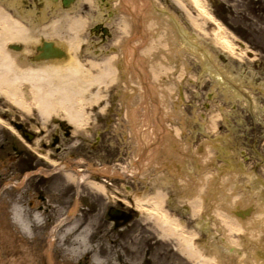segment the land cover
<instances>
[{"label": "bare ground", "instance_id": "obj_1", "mask_svg": "<svg viewBox=\"0 0 264 264\" xmlns=\"http://www.w3.org/2000/svg\"><path fill=\"white\" fill-rule=\"evenodd\" d=\"M0 1V95L2 97L26 113L31 108L35 109L43 120H47L51 115L60 111L59 114H61L56 115L58 118L80 126L85 118L80 105L95 106L104 98L102 91L106 87L104 86L106 80L108 82V78L114 73L110 61L113 59L112 56H117L116 54L121 50L123 56L119 58V63L122 62L123 69L127 73L130 71L131 75L136 78L135 81L139 84L137 92H140L139 103L132 108V111L127 112L130 121L129 134L135 133L134 161H130V168H127L126 164L127 169L123 171L113 172L114 170L105 166L92 170L102 175L132 176L149 185L154 193L146 195L147 193L142 192L147 199L136 200L137 206L149 207L151 215L153 210L159 214L151 218L154 221L157 220L161 229V237L169 242L174 240L179 251L178 255L186 257L193 264H264V238L259 236L260 238L258 237L256 241L248 239L251 234L264 235V203L258 205V202L254 201L253 211L248 217L242 219L231 213L234 206L242 209L244 202L249 200L248 196L242 197L245 191L238 183V176L245 172L244 166L242 168L239 159L234 158L235 156L231 155L222 145L209 155L210 152L204 145L197 149L196 146L192 147L189 143L190 138L186 139L185 148L179 146L178 143H183L180 129L176 125L170 126L165 120L177 114L182 124H185L184 117L178 111L177 106L174 107L176 109L173 106L171 109L168 103L161 100L164 97L159 96L160 82L154 85L161 72L169 68L172 62L171 56H166V58L161 56L156 58V61L151 59L153 41L164 43L170 40V37L166 38L169 33L165 32L164 38L158 34L160 25L166 22L174 31L171 32V36L177 40L176 43L180 42L181 48H190L195 52L201 68L205 69L209 75L211 74L216 86L223 87V92L227 97L232 87L235 96L239 93L243 96L244 89L241 80L227 66L222 70V66L216 61L214 55L212 57L207 55L200 45L199 36H195L199 42L192 41L188 30L179 23L177 15L167 6L158 5V0H114V6L122 11L116 22L119 24L121 20L120 31H123L124 27H128L129 24L132 28L130 33L133 36L127 39L124 46L121 45V47L119 43L120 49L115 46V50L109 51L110 55L101 57L100 61H97L99 53L107 55L102 48H97L98 53L92 59L83 61L77 57V52L79 32L85 24V19L76 13L71 14L75 4L73 6L70 4L67 8L62 7L60 0H40L38 2L40 6L35 8L34 5L25 6L24 1L26 0ZM81 1L92 2V0H79ZM171 1L182 10L190 23L201 27L200 23H196L199 22L198 19L189 15L183 0ZM187 1L192 3L200 14L202 13L214 23L215 29L212 32L214 44H220L222 50L229 55H234L232 53L237 46L234 45L233 39L228 36L221 22L209 13L204 0ZM110 2L111 0L103 1L102 4L99 2L100 9L105 11ZM5 5L10 9H5ZM12 9H16L19 15H11ZM154 15L157 18H154ZM27 17L33 18L34 21L26 19ZM25 19L26 22H24ZM155 22L159 25L153 28ZM161 30L164 31L165 28ZM39 38L56 39V43L60 42L59 48L67 52L66 59L42 57L31 60L32 46L39 41ZM15 42L22 43L18 52L11 48V44ZM162 47H166L165 43ZM215 50H218L217 47ZM201 54H204V57L200 58ZM186 66L184 62L183 69H186ZM182 74L179 73V76ZM172 87L170 84L161 85L162 93L164 94L165 90L168 93ZM224 89L229 90L228 94ZM179 105L183 106L184 103L179 102ZM253 105H255L254 101ZM100 108L103 110L102 107ZM187 119L190 121L189 117ZM205 119L206 117L199 118L197 121L206 123L208 129L215 127L214 120L205 121ZM133 136L130 137L133 138ZM211 155L212 159H209ZM203 157L207 158L202 163ZM217 159H220L218 162L225 160L226 163H219V172L215 168ZM160 163L162 171H159ZM151 167L157 169V175L153 178L148 174V169ZM180 175L183 179L179 181ZM64 176L66 179H73L71 173H64ZM78 178L82 179L86 176L80 175ZM176 183L178 184V197L186 202L184 213H188L190 219L194 220L195 228L185 229L183 225L179 227L180 218L173 217L167 210L165 212L161 206L167 196L162 186H171ZM239 185L241 187H238ZM35 214L37 212L32 214V220L36 223ZM24 216L28 221L25 213ZM256 218H259V221ZM28 223L30 224L29 221ZM244 223L248 227V232L239 233L237 236L239 240H235L234 234L240 232L238 224ZM17 225L20 227L18 223ZM72 226L76 227L74 222ZM57 227H52L48 234L47 248L44 250L47 264H55L52 260L51 247ZM84 227L73 233L74 237L70 238L67 253L68 255L69 252L79 255L84 252L85 255H89L91 252L92 262L98 264L100 258L96 252L91 251L92 247L90 248L91 244ZM21 230L28 233L30 227L21 228ZM199 232H209L217 236L213 235L212 239L203 240ZM245 234H247L246 237ZM243 237L247 238V241ZM218 238L220 242H217ZM23 254L17 255L18 258H16L20 264L23 262L37 264L33 254L29 253L32 257L28 256L25 250ZM163 264H183V262L170 259Z\"/></svg>", "mask_w": 264, "mask_h": 264}, {"label": "rangeland", "instance_id": "obj_2", "mask_svg": "<svg viewBox=\"0 0 264 264\" xmlns=\"http://www.w3.org/2000/svg\"><path fill=\"white\" fill-rule=\"evenodd\" d=\"M183 1L185 2V6L189 15L197 18L199 22L196 23H200L199 25L201 27L198 25L194 26L192 23H190L188 17L184 15L182 10L179 9L171 0H158V5L161 4L163 7L167 6L175 15H177L179 23L185 26V29L188 30V35L191 36L192 41L196 40V42H199L198 38H195V36H199L202 49L206 51L207 55L211 57L214 55L216 61H218L219 65L222 66V70L227 66V68H229L232 72H236L238 77L241 78V81L244 80L241 59L245 57L241 56L240 54H236V51H239V49L235 47L234 52L232 53L235 56L237 55L238 58H231L232 56H230L229 53L220 48V44L215 45L212 33L213 29H215L214 23L202 13L200 14V11L192 3L188 2L187 0ZM76 2H79V0H76ZM204 3L207 10L211 14L212 1L204 0ZM225 7L228 8L231 13V16L226 14L223 16L226 19V23L231 22L234 26L244 25L247 26V28L252 29L255 26L258 27L261 37L259 38L260 40H257L256 42L261 44V51L264 53V0H232L231 4H226ZM75 13L86 19L84 26L79 32L80 41L77 52V57L83 61L86 59L90 60L92 59L93 55H97L96 48H102V50L109 51V44H111V42L112 44H115L116 40H122V38H124V36L131 29V27L128 26L124 27L123 31H120L121 29L120 27H117V23L114 19L119 18L120 14L118 15V13H116V15L113 17L114 22L107 21V26H110V29L116 38L112 37L105 44H102L99 43L98 38L94 37L95 32H93L90 28L98 17L96 16L97 11L91 7L89 1L86 2V5L85 2L82 1L77 3L72 8L71 14ZM154 16V18H157L156 15ZM257 16H260V19ZM158 22H155L153 28L159 25ZM224 25L225 24H223V26ZM163 27L165 28L164 31L161 30ZM168 27V24L164 22V24L160 25L158 32V34H161L163 38L166 33H169L166 36V38L170 37L169 42L167 41L165 44L167 48L162 47L165 42L158 43L153 41L151 45V59L156 61V58L158 59L161 56L165 58L166 56H171L172 58L169 68H165L166 70L161 72V75L155 81L156 83H154V85H156L157 82H160L158 86V88H160L159 96L164 97V99L161 100L168 103V105L171 106V109H173V100L178 91L176 86L180 84L185 89L186 100L180 112L181 114L182 112L185 114H182L185 124H182V120L178 115L169 118V122H177L179 126L182 124V127L185 131L184 136H181L183 143H177L179 146H183L185 148V141L188 138H190L189 143L192 147H195V144L200 141L202 142V145L206 147L207 151L210 152L208 155L214 153L218 146L220 148L222 145L228 149L231 155L235 156L234 158L239 159V164L242 165V168L244 166L245 172L238 176V180L240 181H238V183L242 185L243 191H245V195L242 197L248 196L249 200L244 202V206L241 207L242 209L234 206L232 210H242L245 212L248 209L247 214L243 215L242 218L248 217L253 211V206L255 205L254 201L258 202V205L264 203V144H262L264 141V122L262 120L264 116L259 115L258 112L256 114L257 117L253 119L252 117L245 115L242 94L239 93V95L235 96L233 94L235 91L232 87V92L231 90L226 91L224 89L227 94L229 91L230 95L228 96L232 95L230 98L227 97L223 92V87L216 86L214 83L215 80L212 78V76H210L211 74L209 75L205 69L201 68V65L198 63V58L195 57V52H193L190 48H181L182 46H180V42L179 44L176 43L177 40L171 36V32L174 31ZM224 29L226 33H229V28L227 26H224ZM233 31L230 33L235 35ZM176 37L178 39L177 35ZM236 38L238 37L236 36ZM58 43L61 44L60 42ZM236 43L237 41H235V44ZM125 44L126 43H123L122 45L124 46ZM106 47L109 49H106ZM216 47L218 50H215ZM223 52L227 53L228 55ZM154 53L156 54L154 55ZM120 54L121 50L116 55L120 56ZM98 55L99 57H107L110 55V53L108 52L107 55L99 53ZM201 57H204V54H201L200 58ZM112 58L113 59H111L110 65L114 73L108 78V82L106 80L104 85L106 87L104 90H101L103 92L104 98L100 100L95 106L92 105L88 107L85 105H80V108L84 112L85 120L93 116H97L102 120H105V125H107V127H105L104 132L101 133L105 139V153L102 155L104 156V162L103 160L102 162L106 164L105 167H110L111 170H114L113 172H117V170H120V168H116L117 163H119V166L124 170L130 167L129 165L127 168H123V166L128 164V160H126L127 157H129L132 153L134 154L135 151L133 149H136V140L134 141L135 133L133 132L132 135L129 134L130 121L128 118L129 114H127V112L132 111V108L136 107L139 103L140 92H137L139 84L135 81L136 78L131 75L130 71L127 73V71L123 69L122 62L119 64L121 68H117L119 66L116 65V62H114L117 57L112 56ZM261 58L263 60L264 55H262ZM97 61L100 60L97 59ZM184 62L187 64L186 69H183ZM262 65H264L263 62ZM121 70L123 71L121 72ZM179 73L183 74L179 76ZM168 84L173 87L169 89L168 93L165 90V93L163 94L161 85L167 86ZM209 92L210 96L212 95L211 98H208ZM205 102L209 103L208 109L205 108ZM0 106L4 108L7 107L9 109L11 108V113H17L22 116L38 115L36 110L33 108H31V110L26 113L20 108L14 107L5 97H2L1 95ZM233 106L237 107L236 111H233L235 110ZM100 107H102L103 110L98 111V109H101ZM167 109H169V107ZM59 112L51 116H58L61 114H59ZM166 113L168 112L166 111ZM213 115L215 116L214 118ZM188 117L190 118V121H188ZM204 117H206L205 121L214 120L215 127L208 129L206 127V123L197 121L199 118L203 119ZM1 131H6V129L4 127L3 129H0V135L2 133ZM95 132L96 131L94 130H90L92 135L95 134ZM176 133H178V131H176ZM7 134H10L11 139L18 140L17 137L12 135L10 131L7 132ZM130 136H133V138ZM253 140H255V143L252 142ZM119 152L123 157L118 156ZM244 152L248 157L246 154H244ZM206 158L203 157L201 162L203 163ZM209 159H212V155L209 157ZM219 160L220 159H217L215 161V168L217 169V172H219L218 169L220 168L219 163H225V160L218 162ZM15 162L16 155L13 152H11L9 155H7L5 152H0V264H20L16 258H18L17 255H24L23 250L26 251L28 256H31L29 253L33 254L35 257L38 256L39 264H47L44 256V250L47 248L48 234L50 229L52 227H57L60 222V225L55 230V234L53 236V246L51 247L53 262L55 264H96L90 260L89 255H84V252L80 253L79 255L70 252L68 255L67 253V247L68 244H70V238L74 237L73 233L75 231L78 232L82 227L85 226L83 225V221L85 220L78 217L69 218V216L61 214L62 210L56 208L54 205L55 198L51 197L47 193H44L46 197L44 203H41L38 197H32V206L28 204V194L26 193L27 188L26 185H22L20 171L17 168H14ZM151 168H153V172ZM151 168L148 169V174L151 178H153L157 175V169H155V167ZM63 173L64 172L62 171H57L52 178H55L58 183H60V181L66 179ZM207 173H209V170H207ZM182 179L183 177L180 175L179 181ZM123 182L129 181L123 180ZM162 187L168 194V199L166 200L165 198L163 201V203L165 202L163 207H167L173 217L178 216L185 219L186 227H194V220L190 219L191 217L188 216V213H184L186 209V202L178 197L179 193H177V186L171 185L168 187L165 185ZM238 187L241 186L239 185ZM135 188H141V186L139 185ZM153 193H148L146 195H151ZM136 195L138 194L136 193ZM169 203L173 204L170 205ZM41 204H43V208ZM17 205L24 209V213L30 222L31 230H29L28 233H24L13 220V208ZM241 205L242 204H240V206ZM34 212L40 214L39 216L42 219L41 223H35V221L32 220V214ZM141 219H144V217H141ZM256 220L259 221V218H256ZM73 222L76 227L72 226ZM105 222L106 225H111L110 220ZM88 223V226L84 228L87 230L89 243L91 244L90 248L92 247L93 251L99 250L100 256L102 257L100 259V263L98 264H103V260H106L107 264H113L114 260L112 258H114L116 250L113 249L112 245L109 242H102V238L100 241L92 240L91 242V239L97 234L95 227L98 225V217L90 220ZM150 224L153 227V230H155L154 233L159 232L154 222H151ZM238 225L240 232L234 234L235 240H239L237 239L239 233L248 232V227L245 225V223ZM200 235L201 239L203 240L212 239L213 235L217 236L216 234H209V232H201ZM244 236L246 237L247 234ZM259 236L264 238V235L259 233L258 235L251 234L248 239L256 241ZM245 237H243L244 240L247 239ZM258 240L261 241V239ZM217 242H220L219 238L217 239ZM103 245L104 247H101ZM171 247L172 242L164 241V244L158 248L162 250L161 253L164 256L168 254L171 261L180 260L184 261L185 264H193L186 258L174 255L175 252ZM168 248L170 249V252H168ZM35 253L38 255H35ZM160 256L161 255L157 253L156 248V259H160ZM23 264L25 263L23 262Z\"/></svg>", "mask_w": 264, "mask_h": 264}, {"label": "flooded vegetation", "instance_id": "obj_3", "mask_svg": "<svg viewBox=\"0 0 264 264\" xmlns=\"http://www.w3.org/2000/svg\"><path fill=\"white\" fill-rule=\"evenodd\" d=\"M211 1L214 18L225 24L230 32L234 30L233 36L239 38L237 41L243 47L245 57L242 59L243 85L247 105L253 100L264 102V95L252 88L264 86L262 65L264 59L261 58L264 53L261 51V44L256 42L261 37L258 27L252 29L244 25L234 26L231 22L226 23L223 16L225 14L231 16V13L225 5L231 4L232 0ZM116 13L121 15L119 12L113 14L108 10L103 13L102 19L95 23L100 41L116 38L110 26L108 30L103 31L108 20L113 22L114 19L115 22L119 20L112 18ZM257 17L260 19V16ZM119 24L117 23V27H120ZM11 110L0 106V129L3 127L6 129L1 131L0 152L7 155L13 152L16 155L14 168L20 171L22 185H26L28 204L32 206V197H38L40 202L44 203L46 199L44 193H47L55 198L54 205L62 210L61 214L66 215L71 212V208L70 217L84 219L85 226H88L90 220L98 217V225L95 227L97 234L94 239L99 241L102 238V242H109L116 250L112 258L113 264H163L170 260L169 255L164 256L162 250L158 248L166 240L161 237L158 223L151 218L154 214H150L149 207H140L136 204V198L147 196L135 193H153L152 188L136 179H130L129 182H123L119 178L107 181L92 170L104 164L102 155L105 153V139L101 135L105 129L104 120L93 116L86 123L75 126L57 117L43 120L39 115L22 116L11 113ZM90 130L96 131L95 134L92 135ZM9 131L18 140L11 139L10 134H7ZM57 171H70L73 175H82L86 178L65 179L58 183L52 178ZM139 185L141 188H135ZM41 206L43 208V204ZM152 213H155L154 210ZM108 220L111 221V225H106L105 221ZM151 222H154L159 232L154 233ZM156 248L157 253L161 255L158 260L155 257Z\"/></svg>", "mask_w": 264, "mask_h": 264}, {"label": "clouds", "instance_id": "obj_4", "mask_svg": "<svg viewBox=\"0 0 264 264\" xmlns=\"http://www.w3.org/2000/svg\"><path fill=\"white\" fill-rule=\"evenodd\" d=\"M35 215L37 217V222L41 223L42 219L40 218L39 213ZM13 220L14 222L18 223L22 229H26L27 227H30V224L25 219L24 210L19 205L15 206L13 209Z\"/></svg>", "mask_w": 264, "mask_h": 264}, {"label": "water", "instance_id": "obj_5", "mask_svg": "<svg viewBox=\"0 0 264 264\" xmlns=\"http://www.w3.org/2000/svg\"><path fill=\"white\" fill-rule=\"evenodd\" d=\"M48 51H49V50H48ZM43 55H45L44 57H49V55H48V54H47V55H46V54H43ZM57 55H61V53H60V52H58V53H57Z\"/></svg>", "mask_w": 264, "mask_h": 264}]
</instances>
